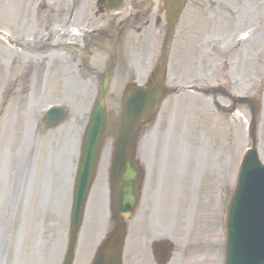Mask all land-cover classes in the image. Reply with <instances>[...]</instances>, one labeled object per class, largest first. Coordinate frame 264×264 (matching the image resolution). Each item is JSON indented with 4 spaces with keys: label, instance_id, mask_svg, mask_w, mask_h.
Wrapping results in <instances>:
<instances>
[{
    "label": "rangeland",
    "instance_id": "rangeland-1",
    "mask_svg": "<svg viewBox=\"0 0 264 264\" xmlns=\"http://www.w3.org/2000/svg\"><path fill=\"white\" fill-rule=\"evenodd\" d=\"M134 9L125 2L121 16L106 11L99 0H0V264H62L75 156L99 93L95 72L107 65L109 50L103 44L90 59L95 72L82 69L84 80L72 77L64 54L75 48L69 42L83 37L55 41L52 34H43L58 24L100 27L111 34ZM249 29L254 33L251 42L237 44L240 33ZM1 32L15 42L32 37L29 48L11 46ZM124 34L108 95L113 115L121 110L127 80L145 82L154 65L146 57L152 49L150 32L135 27ZM168 57L167 85L182 91L167 97L142 133L138 154L147 180L140 208L128 222L124 264H157L151 243L160 238L174 244L169 264H224L226 208L242 156L252 144V112L245 105L235 113L222 111L214 99L231 92L261 102L255 134L264 161V0H188ZM216 86L225 92L215 95ZM54 103L68 104L69 113L59 125L47 127L41 114ZM76 108L81 115L74 116ZM110 151L108 140L74 264H89L111 226L106 182Z\"/></svg>",
    "mask_w": 264,
    "mask_h": 264
},
{
    "label": "water",
    "instance_id": "water-1",
    "mask_svg": "<svg viewBox=\"0 0 264 264\" xmlns=\"http://www.w3.org/2000/svg\"><path fill=\"white\" fill-rule=\"evenodd\" d=\"M184 0H172L174 15H178ZM117 3V2H116ZM120 3H117V7ZM109 75L104 76L101 95L92 113L84 140L81 163L75 187L71 218V236L65 264H73L74 250L82 224L88 193L95 177L103 139L107 133L108 116L106 95ZM166 95L163 74L154 77L147 86L133 87L124 100L125 108L118 132L116 156L113 165L114 219L121 215L132 216L139 203L142 169L135 160L136 141L142 124L147 123L158 111ZM242 102L252 100H241ZM65 111H52L46 123L55 125L65 118ZM227 259L226 264H264V165L255 148L249 150L241 164L238 182L226 217ZM125 229L120 225L111 233L99 249L93 264H122L121 251ZM159 256L164 259L169 244H156ZM161 252V253H160Z\"/></svg>",
    "mask_w": 264,
    "mask_h": 264
},
{
    "label": "flooded vegetation",
    "instance_id": "flooded-vegetation-1",
    "mask_svg": "<svg viewBox=\"0 0 264 264\" xmlns=\"http://www.w3.org/2000/svg\"><path fill=\"white\" fill-rule=\"evenodd\" d=\"M133 6L136 7V13L134 14V20L136 25L139 28V31H142L144 27L148 25H153L154 32L153 35L155 39H159L164 29L166 28V17L162 9L161 0H131ZM133 14L123 17L121 25L130 26L132 23ZM102 31L98 30V33L101 34ZM153 37V38H154ZM88 54H92V44H88ZM87 60L86 62H88Z\"/></svg>",
    "mask_w": 264,
    "mask_h": 264
},
{
    "label": "bare ground",
    "instance_id": "bare-ground-1",
    "mask_svg": "<svg viewBox=\"0 0 264 264\" xmlns=\"http://www.w3.org/2000/svg\"><path fill=\"white\" fill-rule=\"evenodd\" d=\"M19 5H20V2L17 3V8L19 7ZM66 32H67V31H66L65 29H62V30H61V33H62L61 35L58 34L57 32H56V33L60 36V37H58V38H62V37L66 34ZM253 36H254V35H253ZM253 36L250 37L249 39H247L243 44H246L247 42H249V41L251 40V38H253ZM25 42H26V43H25ZM28 42H29V41H26L25 39H23L20 43H21V45L24 44L25 47H26V46H28V44H29ZM238 49H239V48H238ZM77 115H78V113H77V111H75V116H77ZM113 119H114V117H113Z\"/></svg>",
    "mask_w": 264,
    "mask_h": 264
}]
</instances>
